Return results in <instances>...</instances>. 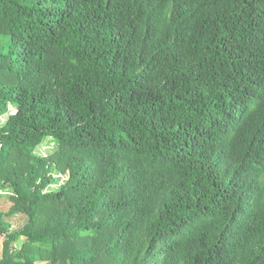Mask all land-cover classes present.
<instances>
[{"label": "trees", "instance_id": "obj_1", "mask_svg": "<svg viewBox=\"0 0 264 264\" xmlns=\"http://www.w3.org/2000/svg\"><path fill=\"white\" fill-rule=\"evenodd\" d=\"M5 194L0 264H264V0H0Z\"/></svg>", "mask_w": 264, "mask_h": 264}, {"label": "rangeland", "instance_id": "obj_2", "mask_svg": "<svg viewBox=\"0 0 264 264\" xmlns=\"http://www.w3.org/2000/svg\"><path fill=\"white\" fill-rule=\"evenodd\" d=\"M56 149H57V146L54 143V140L52 138H48L41 146H39L36 149V154L42 155V156H49ZM8 198H9L8 194H5V196H3V199L1 201L3 200L4 201H3V204H1L0 206L1 210L4 209L7 211L9 207H11L12 202ZM10 221L12 223L13 229H21L27 223L28 217L23 212H20L16 214L12 219H10ZM3 241H4V237L0 236V258H1V252L3 249Z\"/></svg>", "mask_w": 264, "mask_h": 264}]
</instances>
